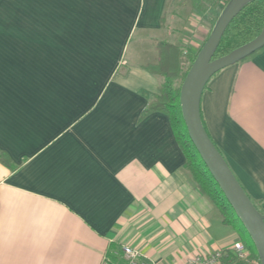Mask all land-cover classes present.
<instances>
[{
	"label": "crops",
	"instance_id": "1",
	"mask_svg": "<svg viewBox=\"0 0 264 264\" xmlns=\"http://www.w3.org/2000/svg\"><path fill=\"white\" fill-rule=\"evenodd\" d=\"M167 3L0 0V151L18 166L0 162V264H100L114 245L146 264H182L243 241L183 168L168 116L140 118L163 82L144 67L157 56L150 35L202 42L168 37ZM200 109L264 210V48L214 74Z\"/></svg>",
	"mask_w": 264,
	"mask_h": 264
},
{
	"label": "trees",
	"instance_id": "2",
	"mask_svg": "<svg viewBox=\"0 0 264 264\" xmlns=\"http://www.w3.org/2000/svg\"><path fill=\"white\" fill-rule=\"evenodd\" d=\"M228 1L229 0H223V6H225ZM263 26L264 0H254L245 4L225 28L219 44L213 54V59L223 56L234 48L250 41L260 33ZM207 36L208 35H206V37L202 40L197 49L184 47L180 44L165 40H159L155 43V50L157 53L156 61L147 63L144 67L151 73L162 77L163 82L158 87L157 94L148 99L146 106L140 113V118L154 111L162 112L168 116L176 140L185 157L183 168L193 179L199 192L210 199L214 208L219 213L221 223L231 226L239 234L243 242L249 247L250 254L257 256L255 247L246 228L237 217L232 206L221 191L218 183L211 175L204 160L201 158L197 148L191 141L182 115L180 105V87L189 67L193 63L197 52L206 40ZM263 48L264 46L241 59L239 62L249 59ZM124 68L125 67L122 66L120 71L125 70ZM207 84L208 82L204 86V89ZM201 121L206 133L208 134L202 114ZM213 144L220 152L216 144L214 142ZM0 162L12 172L18 169V166L12 161L10 156L5 151H0ZM250 200L256 209L264 215V210L260 206V203L252 198H250ZM114 251H118L119 253V247L114 245L108 250V259L110 263L125 264V261L121 256L113 254ZM220 264H243V262L236 259L231 253H226Z\"/></svg>",
	"mask_w": 264,
	"mask_h": 264
},
{
	"label": "water",
	"instance_id": "3",
	"mask_svg": "<svg viewBox=\"0 0 264 264\" xmlns=\"http://www.w3.org/2000/svg\"><path fill=\"white\" fill-rule=\"evenodd\" d=\"M252 1L254 0H229L224 6L182 81L180 105L191 141L246 228L260 263L264 264V215L256 209L226 160L209 138L202 125L200 114L202 91L213 74L226 66L239 62L264 46L263 26L260 33L250 41L213 59V54L229 22L245 4Z\"/></svg>",
	"mask_w": 264,
	"mask_h": 264
},
{
	"label": "rangeland",
	"instance_id": "4",
	"mask_svg": "<svg viewBox=\"0 0 264 264\" xmlns=\"http://www.w3.org/2000/svg\"><path fill=\"white\" fill-rule=\"evenodd\" d=\"M224 8L223 0H168L163 18V26L171 30L173 36L171 38L186 37L193 38L196 35L203 40L209 35L217 17ZM193 14V17L191 16ZM206 28L205 32L204 30ZM140 33H135L132 40L128 44L126 58L130 61L134 60L135 41L139 38ZM153 39L149 43H156L157 38H164L165 31L161 33H152ZM208 37V36H207Z\"/></svg>",
	"mask_w": 264,
	"mask_h": 264
},
{
	"label": "built area",
	"instance_id": "5",
	"mask_svg": "<svg viewBox=\"0 0 264 264\" xmlns=\"http://www.w3.org/2000/svg\"><path fill=\"white\" fill-rule=\"evenodd\" d=\"M226 253H231L243 264H261L257 256L250 254L249 247L243 241L226 248L197 249L191 255H188L182 264H220ZM121 254L125 264H146L140 260V252L129 245L121 247ZM100 264L111 263L104 256Z\"/></svg>",
	"mask_w": 264,
	"mask_h": 264
}]
</instances>
